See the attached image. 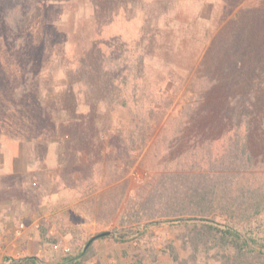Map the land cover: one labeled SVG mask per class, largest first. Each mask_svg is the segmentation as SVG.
Here are the masks:
<instances>
[{
  "label": "rangeland",
  "instance_id": "374dc122",
  "mask_svg": "<svg viewBox=\"0 0 264 264\" xmlns=\"http://www.w3.org/2000/svg\"><path fill=\"white\" fill-rule=\"evenodd\" d=\"M189 179L264 193V0H0V264H173Z\"/></svg>",
  "mask_w": 264,
  "mask_h": 264
},
{
  "label": "trees",
  "instance_id": "16d2710c",
  "mask_svg": "<svg viewBox=\"0 0 264 264\" xmlns=\"http://www.w3.org/2000/svg\"><path fill=\"white\" fill-rule=\"evenodd\" d=\"M173 168L179 177L201 172L194 165L186 172L180 161ZM185 183H189V187H182ZM244 192V202H249V207H235V197L228 193L219 194L210 185L201 187L197 180H181L172 184L166 198V214L172 217L154 222L179 223L187 229L178 247L174 243L168 247L173 264H264V193L247 197ZM213 215H222L225 221L220 223ZM238 216L242 217L240 221L235 219ZM245 218L251 221L242 222ZM111 237L120 240L114 234ZM89 246L86 249L82 247L76 255H64L55 263H44L36 256H26L15 264H79ZM155 262L153 257L149 264Z\"/></svg>",
  "mask_w": 264,
  "mask_h": 264
},
{
  "label": "water",
  "instance_id": "95a60500",
  "mask_svg": "<svg viewBox=\"0 0 264 264\" xmlns=\"http://www.w3.org/2000/svg\"><path fill=\"white\" fill-rule=\"evenodd\" d=\"M107 234H108V232L106 231V232H100V233H97V234L91 236L88 239L87 243L85 244L84 249H86L94 239L102 237V236L107 235Z\"/></svg>",
  "mask_w": 264,
  "mask_h": 264
},
{
  "label": "built area",
  "instance_id": "2783aa9c",
  "mask_svg": "<svg viewBox=\"0 0 264 264\" xmlns=\"http://www.w3.org/2000/svg\"><path fill=\"white\" fill-rule=\"evenodd\" d=\"M24 227H25L24 223L20 222L18 224V226L15 228L14 233L18 234L19 232H21L24 229ZM64 250H68V248H64Z\"/></svg>",
  "mask_w": 264,
  "mask_h": 264
}]
</instances>
